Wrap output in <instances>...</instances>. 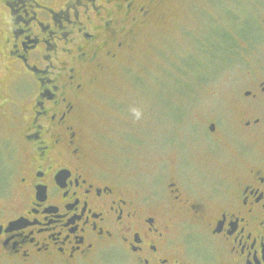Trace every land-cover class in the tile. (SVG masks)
Returning <instances> with one entry per match:
<instances>
[{"label": "flooded vegetation", "instance_id": "obj_1", "mask_svg": "<svg viewBox=\"0 0 264 264\" xmlns=\"http://www.w3.org/2000/svg\"><path fill=\"white\" fill-rule=\"evenodd\" d=\"M50 1L0 0V264H264V68L238 99L227 182L198 192L176 169L139 191L90 158L84 109L170 0ZM204 137L219 154L228 128Z\"/></svg>", "mask_w": 264, "mask_h": 264}, {"label": "rangeland", "instance_id": "obj_2", "mask_svg": "<svg viewBox=\"0 0 264 264\" xmlns=\"http://www.w3.org/2000/svg\"><path fill=\"white\" fill-rule=\"evenodd\" d=\"M165 9L89 96L87 152L111 178L139 191L162 192L181 169L179 181L206 193L230 179L236 142L247 140L236 111L249 72L264 68V0H170ZM215 118L228 128L219 154L204 137ZM9 126L0 125V146ZM7 148L10 170L22 153Z\"/></svg>", "mask_w": 264, "mask_h": 264}]
</instances>
